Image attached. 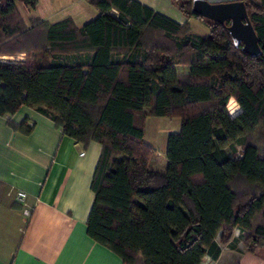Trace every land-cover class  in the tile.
Instances as JSON below:
<instances>
[{
  "label": "trees",
  "instance_id": "16d2710c",
  "mask_svg": "<svg viewBox=\"0 0 264 264\" xmlns=\"http://www.w3.org/2000/svg\"><path fill=\"white\" fill-rule=\"evenodd\" d=\"M86 1L98 16L80 29L70 19L35 20L27 29L16 3L34 9L37 0H0V56H26L0 61V116L25 106L76 142L102 146L86 229L123 264L216 260L215 239L229 245L230 229L249 233L247 250L263 246L264 151L248 138L258 130L264 136V0H244L258 57L234 46L228 23L194 15L191 0L173 2L206 23V38L134 0ZM121 54L127 60L115 61ZM146 117L181 121L154 170L156 152L143 142ZM18 128L32 130L27 122ZM234 180L253 194L240 197Z\"/></svg>",
  "mask_w": 264,
  "mask_h": 264
},
{
  "label": "crops",
  "instance_id": "0c3cea01",
  "mask_svg": "<svg viewBox=\"0 0 264 264\" xmlns=\"http://www.w3.org/2000/svg\"><path fill=\"white\" fill-rule=\"evenodd\" d=\"M134 1L190 29L193 20L198 21L187 18L173 0ZM16 10L27 29L35 20L51 25L66 19L80 29L98 16L86 0H37L34 9L17 2ZM25 57L24 53L1 56L3 62L13 63H22ZM114 60L125 62L127 57L114 55ZM187 71L177 68L181 74ZM23 122L32 127L30 133L19 130ZM152 126L158 139L145 143L144 132L143 142L165 155L171 133L158 121ZM101 154L100 144L76 142L31 108L23 106L13 115L0 116V264H123L87 234L94 201L91 182ZM18 192L26 195L23 203L16 202ZM23 210H30V216L25 217ZM215 242L220 247L218 258L205 256L200 264H264V245L249 251L240 241L220 246L217 237Z\"/></svg>",
  "mask_w": 264,
  "mask_h": 264
},
{
  "label": "water",
  "instance_id": "95a60500",
  "mask_svg": "<svg viewBox=\"0 0 264 264\" xmlns=\"http://www.w3.org/2000/svg\"><path fill=\"white\" fill-rule=\"evenodd\" d=\"M192 13L209 22L226 24L234 46L250 56L261 54L258 38L249 20L244 0H191Z\"/></svg>",
  "mask_w": 264,
  "mask_h": 264
},
{
  "label": "rangeland",
  "instance_id": "374dc122",
  "mask_svg": "<svg viewBox=\"0 0 264 264\" xmlns=\"http://www.w3.org/2000/svg\"><path fill=\"white\" fill-rule=\"evenodd\" d=\"M181 2H183L184 0H180ZM179 1V2H180ZM250 3L252 5H259L260 1L259 0H249ZM193 25L191 26V32L197 36H201V37H207L209 34V31L207 29L206 23L205 22H200V21H194L193 20ZM11 42L9 44H6L5 47H3L1 50L4 49H8V45H10ZM13 46V45H11ZM14 47V46H13ZM11 47V48H13ZM26 58V57H25ZM3 60L5 61V58H1L0 56V61ZM182 69V67H180V70ZM180 74L182 72H179ZM96 115V113H95ZM155 121H158L162 124H165V128L169 130V133H177L179 132V124L180 121L179 120H172V119H167V118H163L158 120L157 118H149L146 126H145V137H144V141L145 143H149L150 139L154 138V139H158V133L156 130H154V126H152L154 124ZM262 131H256L255 134H253L252 137L248 138V141H251L253 143H255L256 145H258L261 150L264 151V136L261 135ZM157 148H159L158 146H156ZM241 153H242V147H237V152L234 155L235 158H240L241 157ZM156 160L154 163H152L149 167L150 170H154L155 167L158 166V164L161 162V164H163L164 159H163V154H159L158 152L156 153ZM232 188L239 194L240 197H242L243 195H245L246 193H251L253 194V189L250 188L248 185L245 184L244 181L242 180H234L232 183ZM246 198V197H245ZM262 222L261 217L258 216L256 219V224ZM229 231L228 227H224V232L227 233ZM249 233H240L238 230L233 229L232 233H231V229H230V245L232 244H236L238 241L242 242V246H246L245 244V237L248 235ZM136 264H141L139 261Z\"/></svg>",
  "mask_w": 264,
  "mask_h": 264
},
{
  "label": "built area",
  "instance_id": "2783aa9c",
  "mask_svg": "<svg viewBox=\"0 0 264 264\" xmlns=\"http://www.w3.org/2000/svg\"><path fill=\"white\" fill-rule=\"evenodd\" d=\"M114 17H118V13H117V11H115V10H111V12H110ZM2 61V60H1ZM82 155H84V154H81V156ZM25 197H26V195L24 194V193H22V192H18L17 194H16V202H18V203H23L24 202V200H25ZM30 210H23V214H24V216L25 217H29L30 216Z\"/></svg>",
  "mask_w": 264,
  "mask_h": 264
}]
</instances>
